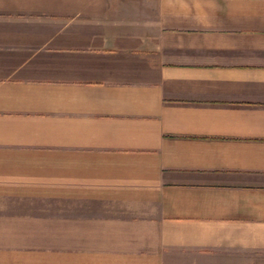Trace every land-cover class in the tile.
I'll return each mask as SVG.
<instances>
[{"label": "crops", "instance_id": "crops-1", "mask_svg": "<svg viewBox=\"0 0 264 264\" xmlns=\"http://www.w3.org/2000/svg\"><path fill=\"white\" fill-rule=\"evenodd\" d=\"M0 264H264V0H0Z\"/></svg>", "mask_w": 264, "mask_h": 264}]
</instances>
